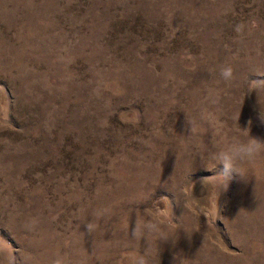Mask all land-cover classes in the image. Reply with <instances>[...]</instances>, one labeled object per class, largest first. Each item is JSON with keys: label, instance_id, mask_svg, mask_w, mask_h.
<instances>
[{"label": "rangeland", "instance_id": "obj_1", "mask_svg": "<svg viewBox=\"0 0 264 264\" xmlns=\"http://www.w3.org/2000/svg\"><path fill=\"white\" fill-rule=\"evenodd\" d=\"M259 115L264 0H0V264H264Z\"/></svg>", "mask_w": 264, "mask_h": 264}, {"label": "clouds", "instance_id": "obj_2", "mask_svg": "<svg viewBox=\"0 0 264 264\" xmlns=\"http://www.w3.org/2000/svg\"><path fill=\"white\" fill-rule=\"evenodd\" d=\"M221 75L225 80H229L233 76L231 66L223 68ZM260 124L264 126V116L259 115ZM249 125L252 124L250 120ZM264 152V140L250 136L245 142H234L226 148L220 150L216 154L217 162L221 167L220 177L224 181L225 190L228 183L234 178L239 177L245 180V169L240 167V163L254 159L259 153ZM56 264H59L57 261Z\"/></svg>", "mask_w": 264, "mask_h": 264}]
</instances>
